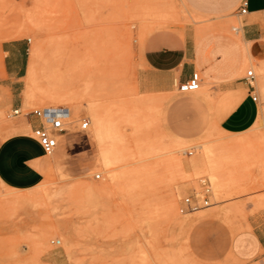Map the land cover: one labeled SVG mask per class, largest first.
Masks as SVG:
<instances>
[{"label":"rangeland","instance_id":"1","mask_svg":"<svg viewBox=\"0 0 264 264\" xmlns=\"http://www.w3.org/2000/svg\"><path fill=\"white\" fill-rule=\"evenodd\" d=\"M184 1L0 0V132L26 122L12 115L16 107L72 110L41 184L0 187V264H264V61L250 58L235 30L245 0ZM189 33L198 45L201 88L141 87L146 45ZM32 37L43 51L40 83L57 98H25ZM18 39L25 69L11 81L3 44ZM251 69L254 87L246 78ZM238 83L255 89L260 120L230 133L220 118L230 105L228 89ZM90 103L101 105L106 120L116 118V134L92 136L84 109ZM83 118L91 120L86 130ZM103 144L119 148L111 166L101 159ZM212 151L223 166L219 177L188 171L190 160ZM179 158L186 173L175 164ZM205 176L212 204L182 213L183 198L200 191Z\"/></svg>","mask_w":264,"mask_h":264},{"label":"crops","instance_id":"2","mask_svg":"<svg viewBox=\"0 0 264 264\" xmlns=\"http://www.w3.org/2000/svg\"><path fill=\"white\" fill-rule=\"evenodd\" d=\"M248 11L242 14L241 33L248 43L250 58L264 61V0H245ZM239 26V27H240ZM23 40H10L3 44L5 74L11 81H18L25 69ZM198 45L195 35L183 39L152 40L145 48L143 68L139 71L140 85L147 91H170L180 82L188 80L197 66ZM255 81H253V85ZM12 87L13 82L5 83ZM256 86V85H255ZM255 89L235 84L228 89L230 105L220 118L219 127L230 133H241L253 128L260 120V105L253 99ZM22 125L6 126L0 132V187L29 189L38 186L45 178L48 154L33 136L36 120L26 118ZM264 123V120H263ZM13 127V128H12ZM64 135V134H63ZM59 146V145H58Z\"/></svg>","mask_w":264,"mask_h":264},{"label":"built area","instance_id":"3","mask_svg":"<svg viewBox=\"0 0 264 264\" xmlns=\"http://www.w3.org/2000/svg\"><path fill=\"white\" fill-rule=\"evenodd\" d=\"M248 11L247 3L241 5L240 13L245 14ZM247 80L253 85L256 78L254 70H249L246 76ZM202 78L199 72L194 71L192 76L178 85V90L181 93H190L200 89ZM254 100H258L257 95H253ZM13 116H25L36 120L33 128L34 138L41 144L46 154H52L57 149L60 137L70 129L72 124V110L65 105H51L34 108L25 112L22 107H16L12 110ZM91 120L83 118L80 127L82 130L89 128ZM193 150H187V154H193ZM100 176V175H99ZM202 189L193 194H189L183 198L180 211L182 213H189L199 210L202 207L210 206L212 204V184L208 177H203L201 180ZM60 240H56V244H60Z\"/></svg>","mask_w":264,"mask_h":264},{"label":"bare ground","instance_id":"4","mask_svg":"<svg viewBox=\"0 0 264 264\" xmlns=\"http://www.w3.org/2000/svg\"><path fill=\"white\" fill-rule=\"evenodd\" d=\"M183 3L187 6V4L185 3L184 0H182ZM235 28L239 29L241 28V26H236ZM154 33V32H153ZM31 41H33L30 52H31V57L29 60V65H28V70L27 73L24 75V79L26 81V88L24 91V95L25 98L29 101V100H33L36 97H40V98H57V95L55 94V92L53 90H51L50 88L46 87L45 85H43L42 83H40V78H41V69H42V47L40 44V41L38 39H33V37L30 39ZM264 79V78H263ZM120 83V82H119ZM129 86V85H128ZM135 87V86H134ZM133 88V87H132ZM201 88V87H200ZM199 90V89H198ZM197 90V91H198ZM197 91H194L192 93H195ZM116 93V92H115ZM124 94V93H123ZM125 97V96H124ZM126 98V97H125ZM149 99V97H146ZM120 99V98H119ZM124 99V98H123ZM132 99V98H131ZM129 100V99H128ZM143 100V98H142ZM93 101V100H92ZM124 101V100H123ZM127 101V100H125ZM97 103V102H96ZM104 104V103H103ZM166 105V104H165ZM101 106V105H100ZM100 106L94 103H90L89 107H85L84 109L90 113V118L93 122V132H92V136L94 138H96L99 141H103L105 136L109 133V129H110V134L115 133V128H117V121L116 118H109L110 120H106L105 116L101 113L100 111ZM104 106V105H103ZM102 106V107H103ZM111 106V105H110ZM104 108V107H103ZM82 109V108H81ZM122 111V110H121ZM141 113H143L141 111ZM144 116V115H143ZM119 136V134H118ZM101 145V144H100ZM148 146V145H147ZM164 146V145H163ZM103 151H102V155H101V159L105 161V163L109 166L112 165V159L114 157V154L119 150V148H117L115 145L112 146H104L103 144ZM152 148V147H151ZM162 149V148H161ZM181 151V150H180ZM146 152V151H145ZM172 152V151H171ZM154 154V153H152ZM179 154V152H178ZM185 155V154H184ZM160 157H167L164 155H160ZM178 158V155H176ZM182 156V154H181ZM174 157V156H173ZM171 157V158H173ZM180 157V156H179ZM185 158V157H184ZM170 158H168L166 161H169ZM163 160V159H162ZM161 160V161H162ZM186 158L184 159V162ZM190 160V159H189ZM164 161V162H165ZM145 162V161H143ZM182 160H180V158L178 160L175 161V164L177 166V168L182 172V173H186L187 169L186 167L188 166V171H189V167L192 168V170H209L212 171L211 173H213V177L217 178L220 176V174L222 173V169L223 166L221 165L220 162V158L217 155V153H214L213 151L205 154L204 152H202V157L201 158H197V159H193L190 160V163L188 165H186ZM188 162V161H187ZM146 163V162H145ZM165 163V164H166ZM148 164V163H147ZM146 164V165H147ZM171 166V164H169ZM146 167V166H145ZM211 167V168H210ZM154 169V168H152ZM147 170V169H146ZM167 170V169H166ZM143 171V170H142ZM141 171V173H142ZM157 171V170H156ZM109 172L111 173V179L113 181H115L118 177V172L113 168V166L109 169ZM121 172V171H120ZM153 172V171H151ZM147 173H150V171H148ZM146 173V174H147ZM191 173V171H190ZM189 173V174H190ZM201 173H204L201 172ZM121 174V173H120ZM124 174V173H122ZM137 174V172H136ZM169 174V173H168ZM131 175V174H130ZM170 175V174H169ZM197 175V173H196ZM136 176V175H135ZM191 176V175H190ZM181 178V177H180ZM182 179V178H181ZM182 181V180H181ZM98 190V189H97ZM16 198H25V195H16ZM34 197V196H33ZM169 209L170 212L173 211L174 209V205L170 203L169 205ZM176 210V209H175ZM222 210V209H221ZM175 212V211H174ZM175 215V213H174ZM190 215V214H189ZM173 216V214H172ZM189 232V231H188ZM188 240V238H187ZM186 244H188L186 242ZM191 251V250H190Z\"/></svg>","mask_w":264,"mask_h":264}]
</instances>
